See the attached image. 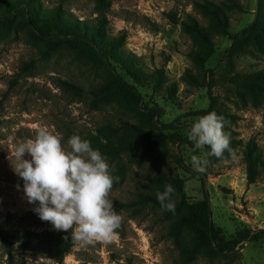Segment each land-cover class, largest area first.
<instances>
[{
  "label": "rangeland",
  "instance_id": "rangeland-1",
  "mask_svg": "<svg viewBox=\"0 0 264 264\" xmlns=\"http://www.w3.org/2000/svg\"><path fill=\"white\" fill-rule=\"evenodd\" d=\"M108 33L125 36L124 48L139 58L143 78L134 82L143 101L159 106L165 139L136 161L132 153L123 156L126 175L120 186H113L109 199L122 217L117 236L110 243L84 244L73 239L71 252L62 264H264V238L242 243L236 254L224 257L210 254L196 245L194 234L179 221L191 203L208 197L212 224L230 241L240 231L264 229V174L247 183V163L243 148L253 140L264 148V82L252 85L251 77L264 71V35L251 38L243 34L249 26L264 25V0H110ZM207 1L219 8L220 17L204 14L197 4ZM50 9L56 0H32ZM93 0H69L64 5L79 21L92 22ZM175 15L172 25L168 15ZM191 20L209 34L212 54L203 60L199 40L183 32L181 23ZM0 230L17 242L25 231H55L41 221L23 192V181L13 171L12 143L30 138L33 124L53 128L66 147L68 138L95 135L102 125L112 124L131 130L140 121L135 111L98 98L95 87L102 74L86 62L59 47L52 37L31 31L17 19L15 9L0 12ZM161 70L166 82L154 84V71ZM188 72L194 79L183 78ZM67 84L81 87V96L70 93ZM175 85L172 89L171 84ZM255 91V92H254ZM199 111H206L198 115ZM215 112L223 117L230 147L224 159L208 156L204 173L195 171L191 156H205L210 149H195L188 131L198 117ZM156 120V118H154ZM15 138L13 141L11 138ZM24 159H30L25 154ZM111 174L115 163L108 160ZM165 176L183 182L174 191V211L161 207L152 195L150 180ZM19 185V190L17 186ZM142 199L143 202L139 200ZM71 232V230H70ZM192 249V259L184 262L177 241ZM53 243L33 242L29 251L15 254L13 264H56ZM0 264H11L0 243Z\"/></svg>",
  "mask_w": 264,
  "mask_h": 264
},
{
  "label": "trees",
  "instance_id": "trees-1",
  "mask_svg": "<svg viewBox=\"0 0 264 264\" xmlns=\"http://www.w3.org/2000/svg\"><path fill=\"white\" fill-rule=\"evenodd\" d=\"M69 0H56L57 6L44 9L36 6L32 0H0V12H8L10 8L15 9L19 22L29 27L36 34L52 37L59 47L69 50L73 56L86 62L92 69L102 74L101 82L95 87L98 98L105 103H117L131 110H135L147 123L140 121L133 125L131 130L120 129L115 125L106 124L96 129V134L82 136V139L90 141L93 149H97L108 160L115 163L118 182L113 186H120L126 175V166L123 163V156L132 153L134 160L142 159V150L151 149L155 144L161 143L165 139V130H175L174 123L162 124L157 120L162 114L159 106H149L136 87L128 83L125 77L134 82H139L143 78L140 60L131 52L124 48L125 36L113 37L108 33V13L111 7L110 0H93L92 13L96 15L92 22L79 21L72 13L64 8ZM197 7L206 15H213L215 19L220 17L219 8L204 1L197 4ZM172 25L177 23L175 15H168ZM184 33L199 40L202 45L200 53L203 60H208L212 54V42L209 34L199 26L196 21L181 23ZM7 28V25H0V33ZM243 34L258 38L264 35V25L249 26ZM188 79H194L188 72L183 75ZM250 83L264 82V71L258 72L251 77ZM154 84L161 86L166 82L163 71H154ZM70 93L81 96L84 91L75 84H67ZM175 88L174 83L170 85ZM258 86V85H255ZM255 92V91H254ZM206 111H199L202 115ZM156 118V120H154ZM243 154L247 163V183L256 182L259 174H264V148H260L253 140H249L243 148ZM167 184H171L175 191L183 189V182L170 179L165 176H155L150 180L152 195L143 197L147 203L157 200V191H164ZM140 199V202L143 200ZM211 210L208 197L191 203L187 206V211L179 216V221L194 234L196 245L203 246L210 254L224 257L234 255L241 250L242 243L256 241L264 238V229L256 231L244 230L236 234L230 241H226L219 228L210 222ZM39 239H48L53 245V255L56 264H62L64 257L71 252L74 245L71 232L47 231L45 233H35L25 231L23 235L14 242L11 235L0 230V243L3 253L7 256V261L14 263L15 254L24 253L30 250L33 242ZM178 251L184 262L192 259V249L183 240L177 241Z\"/></svg>",
  "mask_w": 264,
  "mask_h": 264
},
{
  "label": "clouds",
  "instance_id": "clouds-1",
  "mask_svg": "<svg viewBox=\"0 0 264 264\" xmlns=\"http://www.w3.org/2000/svg\"><path fill=\"white\" fill-rule=\"evenodd\" d=\"M30 138L12 143V167L23 181V192L41 221L49 222L57 231L69 232L77 242L110 243L116 236L122 217L109 199L114 182L119 178L111 174L107 159L90 141L78 134L71 135L65 147L62 137L53 128L41 123L33 124ZM223 117L215 112L200 116L188 131V140L195 149L207 146L205 156H191V163L198 173L209 165L208 156L224 159L230 147V135L224 130ZM15 141V138H11ZM27 154L30 159H24ZM19 190V185L17 186ZM171 184L164 191H157L161 207L174 211ZM52 264V260H49Z\"/></svg>",
  "mask_w": 264,
  "mask_h": 264
},
{
  "label": "water",
  "instance_id": "water-1",
  "mask_svg": "<svg viewBox=\"0 0 264 264\" xmlns=\"http://www.w3.org/2000/svg\"><path fill=\"white\" fill-rule=\"evenodd\" d=\"M210 222H211V220H210Z\"/></svg>",
  "mask_w": 264,
  "mask_h": 264
}]
</instances>
